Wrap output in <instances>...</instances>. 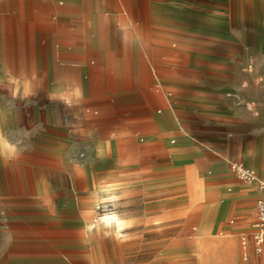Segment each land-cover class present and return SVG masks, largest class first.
I'll return each mask as SVG.
<instances>
[{"label":"crops","instance_id":"1","mask_svg":"<svg viewBox=\"0 0 264 264\" xmlns=\"http://www.w3.org/2000/svg\"><path fill=\"white\" fill-rule=\"evenodd\" d=\"M214 18V0H0V74L12 76L3 79L4 93L0 91V233L17 235L23 225L32 228L38 223L35 213L23 216L20 205L36 202L45 185L38 179V151L51 156L50 171L66 176L51 179V185L70 187L77 180L97 193L117 185L113 178L99 183L101 176L91 175L89 163L95 171L106 150L122 146L154 152L143 168L148 175L128 180L131 186H141L144 212L164 202L163 196L151 192L162 190L167 177L186 166L199 176L185 180L189 202L201 206L196 224L187 219L184 229L226 238L224 248L174 242L158 249V255L181 251L180 261H185L196 250H237L231 235L239 233L245 262L234 264H257L260 257L255 253L262 248L255 250L249 220L254 213L256 217L259 186L236 173L231 176L225 159L212 152L242 140L251 124L252 138L264 145L261 110L254 105L255 111L247 112L244 104V63L236 66L231 61L245 58L246 48L253 49L248 53L254 60L264 52L257 49L261 40L255 29L231 39L215 32ZM253 25L264 26V18ZM254 68H259L256 61ZM75 150H89L87 159H72ZM177 150L187 151L189 157ZM229 208L236 223L230 218L220 225ZM103 216L97 223L122 235L128 221L113 211ZM106 216L117 217L121 226L106 222ZM88 218L89 211L67 195L47 220L79 227ZM98 229L95 224L85 229L87 245L92 247L96 234L106 235ZM127 243L131 247L133 238ZM75 246L66 248L73 251L70 258L46 256L44 262L65 264L87 255L92 264L94 249ZM22 250L13 238L0 251V264H42L34 249H24V255Z\"/></svg>","mask_w":264,"mask_h":264},{"label":"rangeland","instance_id":"2","mask_svg":"<svg viewBox=\"0 0 264 264\" xmlns=\"http://www.w3.org/2000/svg\"><path fill=\"white\" fill-rule=\"evenodd\" d=\"M214 17L215 32L227 33L231 39L236 38L244 30L253 31L255 29L261 40V46L257 49L264 52V26L255 28L253 25L255 19L262 20L264 18V0H214ZM222 18L229 19V25H226ZM252 50V48H246L245 58L235 56L236 58L231 61L236 66L238 62H240L239 64L244 63L246 69L245 86L247 95L244 98V104L247 112L253 113L255 111L254 105H256V108H260L262 118H264V56L259 60H254L250 57L252 54L248 53ZM3 61V59H0V64L3 65ZM255 61L258 62V69L254 68ZM2 65H0V68ZM11 77V75L0 74V91L3 88V79ZM254 88H256V91ZM1 93H4V91H1ZM3 121L4 116H0V125H4ZM252 127L253 124L247 126L246 135L242 140H231L232 143L228 148L223 145L220 146L219 150L212 152L213 157L225 159L231 176H234L235 173L231 168V163L234 161L242 164L246 163L247 166L254 169V172H260L264 158V145H262L261 140L252 138ZM2 134H4L3 131ZM237 141L240 142L237 143ZM88 151L75 150L72 159L75 161L87 159ZM177 151L182 156L189 157L187 151ZM153 153L151 150H138L137 148L126 150L122 146L118 150H106L104 161L98 169L92 171L94 168L92 166L93 162L89 163L90 172L92 176L94 174L101 176L99 183L105 182L106 178H113V182L117 186L112 188L114 190L95 193L93 187H83L77 180H74L73 185L70 187L51 185L53 182L51 179L62 181L66 176L59 171H50L48 165H50L51 156L38 151L37 158L40 164L38 179H43L45 185L40 188L36 202L23 201L20 203L21 214L27 216L30 213H35L38 217V223L32 228H24L23 225L20 234L17 235L0 233V251L4 252L6 246L12 243L13 238H16L23 249L21 254H26L24 249L32 248L34 254L38 255L39 258H43L42 264H58L50 260L48 263L44 262L46 256L56 258L64 254L66 258H70L73 251L66 250L67 246L72 248L71 246L79 243L85 244L87 252H90L92 248L94 249L90 255L92 264H234L236 261L244 263L245 259H242L243 249L240 246L239 233L231 235L237 250H196L191 252L192 257L185 261H180L182 259L179 256L181 251H168L163 255L164 257L158 255L161 252L158 249L163 248L168 243H191L196 244L198 248H224L223 246L226 244L224 239L226 238L220 233L196 234L184 229V222L187 219L193 225L196 224L197 212L201 206V202H189L188 188L184 185L185 180L192 177L197 179L199 176L196 172L187 171L186 166L182 167V170H179V174L175 177H167V182L162 190L151 192L163 196L164 202L159 205L152 204L149 212L143 211L145 203L142 201V188L137 185H129L128 180L132 178L140 179L148 175V172L144 171L143 168ZM247 155L249 156L248 161ZM190 161L192 160L190 159ZM71 178L76 179L77 176ZM171 178L178 179L172 181ZM253 180L258 187V178ZM245 181L247 182V180ZM178 183H182V186H176ZM101 194L104 195L103 198H101ZM67 195L72 196L74 205L84 206L85 211H89L87 224L77 227L47 220L52 214H57L63 205V200L67 199ZM110 211L119 213L125 222L128 221L122 227V235H116L111 228L98 224L95 220L104 218V213ZM230 218L233 219V223H236L237 216L231 211V208L227 210L220 225L229 223ZM255 218L254 213L249 220V228L251 229ZM93 224H95V228H99L98 231L100 230L106 235L96 234L91 247L86 244L87 238L84 231L89 225ZM219 229L221 230V226ZM249 231L247 230V232ZM130 238L134 240L131 247L127 243ZM204 244L216 247H204ZM255 254L260 257L257 264H264V242L262 243V250ZM89 263V257L85 255L76 258V260L69 259L65 264Z\"/></svg>","mask_w":264,"mask_h":264},{"label":"built area","instance_id":"3","mask_svg":"<svg viewBox=\"0 0 264 264\" xmlns=\"http://www.w3.org/2000/svg\"><path fill=\"white\" fill-rule=\"evenodd\" d=\"M231 168L235 171L236 175L243 180H253L256 178V172L250 171L241 162L234 161L231 163ZM258 178L259 195L256 199V218L252 223V237L255 242V250L260 251L261 245L264 241V162L262 165V172ZM241 244L245 246L247 244V237L243 234L241 236Z\"/></svg>","mask_w":264,"mask_h":264},{"label":"bare ground","instance_id":"4","mask_svg":"<svg viewBox=\"0 0 264 264\" xmlns=\"http://www.w3.org/2000/svg\"><path fill=\"white\" fill-rule=\"evenodd\" d=\"M250 171H252V172H254V170H251V169H249ZM256 178H257V176H256ZM250 181H254V180H250ZM249 181V182H250ZM105 220H106V222H113V224H114V226L116 227V228H119L120 226H121V220L120 219H118L117 217H110V216H106V218H105ZM107 226V225H106ZM113 229V228H112ZM123 261V260H122Z\"/></svg>","mask_w":264,"mask_h":264}]
</instances>
